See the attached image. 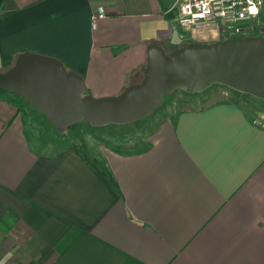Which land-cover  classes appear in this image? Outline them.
<instances>
[{"label":"crops","instance_id":"1","mask_svg":"<svg viewBox=\"0 0 264 264\" xmlns=\"http://www.w3.org/2000/svg\"><path fill=\"white\" fill-rule=\"evenodd\" d=\"M180 1L0 0V74L34 53L79 75L85 94L116 95L140 81L149 47L190 38ZM246 24L262 37L264 0ZM195 31L197 44L217 39ZM2 91L0 264H264L262 103L179 94L141 147L31 148L24 99Z\"/></svg>","mask_w":264,"mask_h":264},{"label":"water","instance_id":"2","mask_svg":"<svg viewBox=\"0 0 264 264\" xmlns=\"http://www.w3.org/2000/svg\"><path fill=\"white\" fill-rule=\"evenodd\" d=\"M212 85L264 101V37L244 35L169 52L151 46L139 82L116 94L92 97L82 78L48 56L23 53L0 74V90L22 97L58 132L79 118L93 126L126 124L150 114L174 90L197 93Z\"/></svg>","mask_w":264,"mask_h":264},{"label":"rangeland","instance_id":"3","mask_svg":"<svg viewBox=\"0 0 264 264\" xmlns=\"http://www.w3.org/2000/svg\"><path fill=\"white\" fill-rule=\"evenodd\" d=\"M195 30L201 31L207 36V38L210 37V33L214 31L212 27L206 26H198ZM190 32V38H185V43L177 44L173 48H168L166 46L164 50L166 56L169 52L184 47L187 44H196L199 41H203V39L198 40L196 31ZM217 40L218 39L214 38H205L204 42L209 43ZM179 94L182 96H189L190 99L187 103L191 106H199L222 99L237 100L246 106L256 105L255 103H262V105H264V101L258 98L235 92L220 85H212L201 92L191 94L185 93L181 90H174L171 93L162 96L161 104L150 114L131 123L93 126L86 119L79 118L69 129L64 132H58L51 124L43 122L37 110L24 100L21 102V109L26 113L23 120L25 134L31 148L36 147V145H41L43 148H64L74 145L78 148L84 147L88 149L93 148L95 144L103 146L109 145L113 148L122 144H128V146L138 148L144 145V138L156 121L165 117L168 113L170 114L171 110L173 111L179 108L180 105L172 106L174 103L172 100H178L175 95ZM181 99L183 100V98ZM254 108L261 110L259 106H254ZM17 253L20 252L17 251Z\"/></svg>","mask_w":264,"mask_h":264},{"label":"built area","instance_id":"4","mask_svg":"<svg viewBox=\"0 0 264 264\" xmlns=\"http://www.w3.org/2000/svg\"><path fill=\"white\" fill-rule=\"evenodd\" d=\"M260 3L261 0H181L175 23L189 31L198 26L212 27L218 40L249 35L251 26L246 22L257 15ZM101 17L103 10L98 7L90 17L91 25Z\"/></svg>","mask_w":264,"mask_h":264},{"label":"trees","instance_id":"5","mask_svg":"<svg viewBox=\"0 0 264 264\" xmlns=\"http://www.w3.org/2000/svg\"><path fill=\"white\" fill-rule=\"evenodd\" d=\"M192 44H195V43H192ZM207 44V43H206ZM0 92H3L2 90H0ZM236 92V91H235ZM22 113V120H24V117L26 116V113L25 112H23V110L21 109V106L19 105L18 107H17ZM24 122V121H23ZM24 124V123H23ZM25 132V131H24ZM25 137H26V134H25ZM26 139H27V137H26ZM27 141H28V139H27ZM28 143H29V141H28Z\"/></svg>","mask_w":264,"mask_h":264}]
</instances>
